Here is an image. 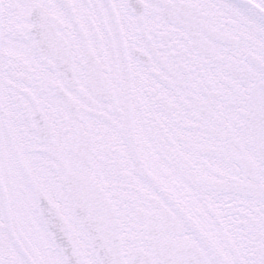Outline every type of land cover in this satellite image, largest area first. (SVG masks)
Instances as JSON below:
<instances>
[{"label": "snow or ice", "instance_id": "6c2138e0", "mask_svg": "<svg viewBox=\"0 0 264 264\" xmlns=\"http://www.w3.org/2000/svg\"><path fill=\"white\" fill-rule=\"evenodd\" d=\"M0 264H264V0H0Z\"/></svg>", "mask_w": 264, "mask_h": 264}]
</instances>
